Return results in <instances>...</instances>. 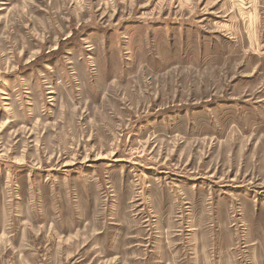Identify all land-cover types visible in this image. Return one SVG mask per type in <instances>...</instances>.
Listing matches in <instances>:
<instances>
[{
    "label": "rangeland",
    "instance_id": "374dc122",
    "mask_svg": "<svg viewBox=\"0 0 264 264\" xmlns=\"http://www.w3.org/2000/svg\"><path fill=\"white\" fill-rule=\"evenodd\" d=\"M0 264H264V0H0Z\"/></svg>",
    "mask_w": 264,
    "mask_h": 264
}]
</instances>
